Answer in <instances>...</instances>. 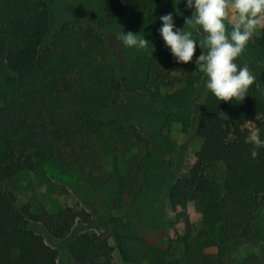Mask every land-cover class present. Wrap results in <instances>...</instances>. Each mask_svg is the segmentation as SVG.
Instances as JSON below:
<instances>
[{"label":"trees","instance_id":"1","mask_svg":"<svg viewBox=\"0 0 264 264\" xmlns=\"http://www.w3.org/2000/svg\"><path fill=\"white\" fill-rule=\"evenodd\" d=\"M101 1L105 24L143 17L144 27L155 30L160 16L178 17L172 0ZM49 19L45 0H0V57L8 70L0 80V264H113L115 250L130 264H256L254 257H233L263 235L264 148L252 158L246 140L253 127L264 138V97L255 82L243 101H219L208 90L198 101L188 135L200 145L194 165L169 190L174 221L165 248L150 245L117 218L95 225L85 210L16 207L14 194L4 189L16 175L49 164L95 187L102 157L135 146L133 137L139 141L102 119L122 97L103 36L70 20L43 45ZM248 44L264 52V30ZM201 52L197 48L187 64L177 63L168 48L155 52L146 65L147 85L182 84L170 99L184 100L200 73L195 59ZM260 68L264 78V62ZM70 233L69 258H59V243Z\"/></svg>","mask_w":264,"mask_h":264},{"label":"rangeland","instance_id":"2","mask_svg":"<svg viewBox=\"0 0 264 264\" xmlns=\"http://www.w3.org/2000/svg\"><path fill=\"white\" fill-rule=\"evenodd\" d=\"M172 1L178 10L174 21L176 28L185 27L186 31L193 32L194 38L203 42L206 34L195 25L185 26V19L191 17L194 9L187 8L185 0ZM45 2L50 19L43 45L64 22L70 20L91 26L103 36L109 64L122 86V97L105 110L102 119L115 121L118 126L138 135L139 141L133 137L135 146L102 157V174L95 187L74 173L43 164L37 173L16 175L4 184V189L14 194L18 209L27 206L33 213H52L66 207L85 210L95 225L117 218L132 225L135 235L150 245L165 248L168 228L174 221L167 200L169 190L175 180L194 165L200 145L188 133L197 103L207 91L204 74L200 71L184 100L170 99L176 90L183 88L182 84L155 87L146 83L148 60L155 52L167 48L158 33L159 28L147 30L143 17H118L105 24L101 0ZM123 32L143 36L149 43L142 49L127 47L120 38ZM260 34L261 30H258L253 37ZM203 49L206 53L207 48ZM238 62L251 68L264 97V78L260 68L264 52L247 44ZM7 74L5 61L0 57V80ZM258 221L262 239L238 247L233 254L236 261L254 257L256 264H264V207L258 213ZM72 235L70 233L60 241L59 258H69L66 248ZM109 243L114 245L112 239ZM175 255L179 257L181 251L176 249ZM112 258L113 264H130L123 263L116 250Z\"/></svg>","mask_w":264,"mask_h":264},{"label":"clouds","instance_id":"3","mask_svg":"<svg viewBox=\"0 0 264 264\" xmlns=\"http://www.w3.org/2000/svg\"><path fill=\"white\" fill-rule=\"evenodd\" d=\"M185 6L194 9L185 26H197L205 38L200 42L192 31L176 28L173 14L168 13L159 18L158 33L165 46L177 63L184 64L193 60L197 48L206 47L207 52L195 59L204 74L205 88L219 101H243L256 77L238 60L253 35L264 30V0H185ZM120 38L125 46L137 49L149 43L132 32H123ZM246 140L253 145L251 156L256 158L257 149L264 148L259 128L253 127Z\"/></svg>","mask_w":264,"mask_h":264}]
</instances>
